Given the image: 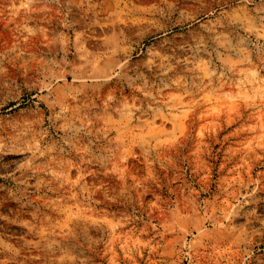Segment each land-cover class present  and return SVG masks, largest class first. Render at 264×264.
<instances>
[{
    "label": "rangeland",
    "instance_id": "374dc122",
    "mask_svg": "<svg viewBox=\"0 0 264 264\" xmlns=\"http://www.w3.org/2000/svg\"><path fill=\"white\" fill-rule=\"evenodd\" d=\"M184 1L0 0V264H264V0Z\"/></svg>",
    "mask_w": 264,
    "mask_h": 264
},
{
    "label": "bare ground",
    "instance_id": "6f19581e",
    "mask_svg": "<svg viewBox=\"0 0 264 264\" xmlns=\"http://www.w3.org/2000/svg\"><path fill=\"white\" fill-rule=\"evenodd\" d=\"M229 1L230 0H185L183 4L177 8L181 15L173 24H167L164 20L160 22L158 27L151 30L148 34L161 35L162 37H167L172 34V38L177 39L175 30L179 28L191 30L198 29L201 25H205L207 32L210 33L219 32L229 24H241L243 16L233 15L224 17L223 15H219L220 12H217V9H222V7ZM175 10L176 8L172 6L170 8V15H172V12ZM246 12L247 10L242 11L244 15ZM200 34L203 36L200 38V41L201 39L206 38L204 33L200 32ZM194 72L199 73L200 70L197 69Z\"/></svg>",
    "mask_w": 264,
    "mask_h": 264
}]
</instances>
